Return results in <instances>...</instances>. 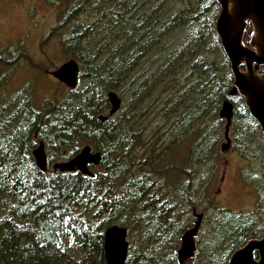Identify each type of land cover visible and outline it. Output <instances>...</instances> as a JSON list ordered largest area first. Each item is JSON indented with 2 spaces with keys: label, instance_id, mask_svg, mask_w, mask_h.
<instances>
[{
  "label": "trees",
  "instance_id": "16d2710c",
  "mask_svg": "<svg viewBox=\"0 0 264 264\" xmlns=\"http://www.w3.org/2000/svg\"><path fill=\"white\" fill-rule=\"evenodd\" d=\"M55 4V30L71 26L63 50L81 72L59 103L38 109L28 89L0 103V264H107L104 235L113 225L127 229L126 264H179L196 209L204 214L189 264H229L236 250L264 239V136L244 98L230 97L217 0ZM110 91L126 103L112 117ZM226 100L234 105L231 146L258 166L249 176L261 190L251 211L212 200ZM38 140L46 172L32 156ZM85 146L102 155L94 176L52 168Z\"/></svg>",
  "mask_w": 264,
  "mask_h": 264
},
{
  "label": "rangeland",
  "instance_id": "374dc122",
  "mask_svg": "<svg viewBox=\"0 0 264 264\" xmlns=\"http://www.w3.org/2000/svg\"><path fill=\"white\" fill-rule=\"evenodd\" d=\"M55 2L0 0V56L3 57L0 61V103L16 92L28 89L34 106L40 109L49 102H61L71 91L51 76L65 62L73 60L63 50V41L69 38L71 26L68 24L55 30L62 10ZM252 35L253 28L247 27L244 46L250 47ZM242 71H246L244 65ZM258 76L264 78L263 69ZM125 106L123 103L120 111ZM36 142L38 145L39 140ZM257 171V165L241 157L231 146L223 153L217 167L213 202L232 211L253 210L261 190L251 185L249 176ZM194 213L196 218L204 214L200 209Z\"/></svg>",
  "mask_w": 264,
  "mask_h": 264
},
{
  "label": "water",
  "instance_id": "95a60500",
  "mask_svg": "<svg viewBox=\"0 0 264 264\" xmlns=\"http://www.w3.org/2000/svg\"><path fill=\"white\" fill-rule=\"evenodd\" d=\"M220 5V14L216 21L217 35L221 46L230 62L234 77V88L230 97L241 95L249 110L250 115L257 121L264 136V78L258 72L264 67V0H217ZM253 28L250 47L243 45V38L248 25ZM245 66L246 71L241 67ZM80 72L79 64L70 60L65 62L51 76L64 83L73 90L78 84ZM110 104L109 117L116 115L122 108V99L115 91L107 93ZM220 118L225 121V142L222 144V153L231 147L229 137L230 127L234 115V105L226 100L220 110ZM107 116H101L105 122ZM36 166L41 172L48 169V159L45 146L40 141L32 151ZM102 161L100 152H95L91 147L85 146L71 160L57 162L52 168L62 173L80 172L83 175L94 176L91 166H99ZM202 215L197 217L194 228L187 231L181 239L177 251L178 263L189 264L196 252L195 238L199 232ZM127 229L113 225L106 229L104 235V254L107 264H126L129 252ZM229 264H264V239L251 240L244 247L236 250Z\"/></svg>",
  "mask_w": 264,
  "mask_h": 264
},
{
  "label": "flooded vegetation",
  "instance_id": "af4514ba",
  "mask_svg": "<svg viewBox=\"0 0 264 264\" xmlns=\"http://www.w3.org/2000/svg\"><path fill=\"white\" fill-rule=\"evenodd\" d=\"M28 36V33L27 34H25V37H27ZM14 46V45H13ZM16 46V45H15ZM3 60V57L2 56H0V61H2Z\"/></svg>",
  "mask_w": 264,
  "mask_h": 264
}]
</instances>
